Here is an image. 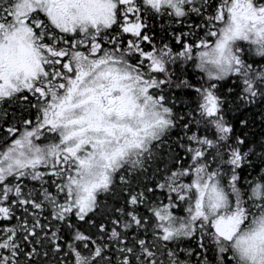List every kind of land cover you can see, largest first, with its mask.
I'll list each match as a JSON object with an SVG mask.
<instances>
[{
	"label": "snow or ice",
	"instance_id": "snow-or-ice-1",
	"mask_svg": "<svg viewBox=\"0 0 264 264\" xmlns=\"http://www.w3.org/2000/svg\"><path fill=\"white\" fill-rule=\"evenodd\" d=\"M0 264H264V0H0Z\"/></svg>",
	"mask_w": 264,
	"mask_h": 264
}]
</instances>
